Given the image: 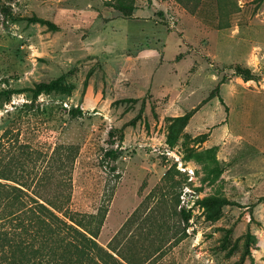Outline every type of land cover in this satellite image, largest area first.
<instances>
[{
	"label": "rangeland",
	"instance_id": "rangeland-1",
	"mask_svg": "<svg viewBox=\"0 0 264 264\" xmlns=\"http://www.w3.org/2000/svg\"><path fill=\"white\" fill-rule=\"evenodd\" d=\"M118 1L0 0V224L70 174L127 264H264V0Z\"/></svg>",
	"mask_w": 264,
	"mask_h": 264
},
{
	"label": "trees",
	"instance_id": "trees-1",
	"mask_svg": "<svg viewBox=\"0 0 264 264\" xmlns=\"http://www.w3.org/2000/svg\"><path fill=\"white\" fill-rule=\"evenodd\" d=\"M118 6L131 11L136 9L133 3L126 0H119ZM5 12H9L7 7ZM14 92L7 90L0 96ZM27 106L32 107L33 103ZM69 112L73 117L83 114L80 106L72 107ZM65 148L68 150L66 161V158L72 157L74 147ZM106 156L117 159V149L107 150ZM57 182L56 189L51 190L44 202L35 200L33 203L22 201L19 195L22 189L9 185L12 199L18 202L14 203L17 204L16 210L7 216L10 221L6 219L15 223L0 224V264H127L97 241V229L102 223L99 214H85L71 209L70 174ZM180 212L183 221L188 223L190 211L183 207ZM119 255L125 259L122 254Z\"/></svg>",
	"mask_w": 264,
	"mask_h": 264
}]
</instances>
